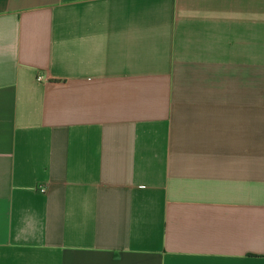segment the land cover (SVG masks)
Segmentation results:
<instances>
[{"label":"crops","instance_id":"0c3cea01","mask_svg":"<svg viewBox=\"0 0 264 264\" xmlns=\"http://www.w3.org/2000/svg\"><path fill=\"white\" fill-rule=\"evenodd\" d=\"M0 264H264V0H0Z\"/></svg>","mask_w":264,"mask_h":264},{"label":"built area","instance_id":"2783aa9c","mask_svg":"<svg viewBox=\"0 0 264 264\" xmlns=\"http://www.w3.org/2000/svg\"><path fill=\"white\" fill-rule=\"evenodd\" d=\"M39 190H40L41 192H45V191H46V186H45L44 184L41 185L40 188H39Z\"/></svg>","mask_w":264,"mask_h":264}]
</instances>
